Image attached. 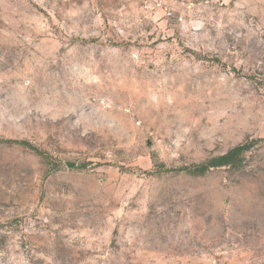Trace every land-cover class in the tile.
Segmentation results:
<instances>
[{"label": "rangeland", "instance_id": "1", "mask_svg": "<svg viewBox=\"0 0 264 264\" xmlns=\"http://www.w3.org/2000/svg\"><path fill=\"white\" fill-rule=\"evenodd\" d=\"M0 264H264V0H0Z\"/></svg>", "mask_w": 264, "mask_h": 264}, {"label": "trees", "instance_id": "2", "mask_svg": "<svg viewBox=\"0 0 264 264\" xmlns=\"http://www.w3.org/2000/svg\"><path fill=\"white\" fill-rule=\"evenodd\" d=\"M247 149H248L247 145H242V144L236 145L226 153L212 157L207 161L199 164L195 168L194 173L202 174L212 167H220L229 164L235 165L237 162L241 160L242 153Z\"/></svg>", "mask_w": 264, "mask_h": 264}]
</instances>
